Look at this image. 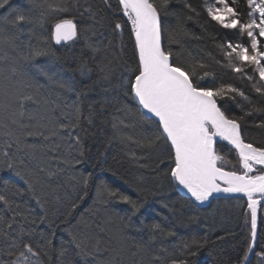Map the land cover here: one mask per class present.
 <instances>
[{"label": "snow or ice", "instance_id": "1", "mask_svg": "<svg viewBox=\"0 0 264 264\" xmlns=\"http://www.w3.org/2000/svg\"><path fill=\"white\" fill-rule=\"evenodd\" d=\"M246 2L248 20L243 22L229 0L206 4L205 11L223 29H238L240 36L246 35L250 41L248 45L231 40L218 44L227 61L222 66L247 81L253 80L245 70L251 67L264 85V51L259 47L264 38V0ZM27 4L25 10L11 0H0V9H7L6 15H0V173L10 172L25 185L21 188L0 181V264H52V241L37 231L34 210L21 198L34 199L46 213V204L56 213L63 208L61 214L68 223L88 196L93 174L81 172L77 166L93 159L88 141L98 132L105 141L103 150H96L94 166L103 167L114 143L135 145L143 154L130 151L128 155L137 167L167 177L177 192L183 190L200 205L215 199L216 194L243 193L250 237L235 264H252L251 255L257 264H264V245L255 251L258 208L264 199V146L246 142L241 132L243 117L228 114L229 101L240 104L238 98L250 103L246 116L264 109L251 105L239 87L216 85L215 73L187 51L186 39H200L186 27L197 14L192 4L188 0H116L115 8L111 0L95 5L88 0H27ZM174 4L180 8L172 7ZM129 24L134 68L123 59L127 47L123 35ZM22 25H31L30 32L37 27H50L51 31L38 43L29 40L23 44ZM117 36L119 44L114 42ZM78 40L92 53L91 64L81 58L78 72L90 79L95 71L96 83L102 88L103 98L87 104L84 98L91 85L78 89L74 81L57 80L34 63L41 57L60 59L52 48L53 41L67 46ZM118 61L122 68L119 74ZM209 76L213 78L211 86L202 83ZM252 87L264 96V87ZM67 93L75 98L66 99ZM137 113L142 119L136 118ZM105 116L107 119L101 118ZM258 127L264 128V123ZM217 138L236 152L239 171L235 165L233 170H225L230 162L217 148ZM137 181V191H148L142 188L143 174ZM95 194L93 207L79 214L76 224L66 229L69 243L83 264H190L188 256L198 255L207 243L206 238L192 236L165 244L166 238L177 233L159 221L144 222L141 210L147 204L146 197L133 199L105 180L95 185ZM113 202L129 205V212L109 215L105 206ZM161 203L175 215L169 203ZM138 215L147 239L129 245L127 233L135 227L132 218ZM38 219L40 224L48 223L47 214ZM116 220L120 227L110 237L115 246L104 247L100 233ZM94 229L99 232L94 234ZM67 253L62 245L57 252L61 264ZM102 253H107L103 259Z\"/></svg>", "mask_w": 264, "mask_h": 264}, {"label": "trees", "instance_id": "2", "mask_svg": "<svg viewBox=\"0 0 264 264\" xmlns=\"http://www.w3.org/2000/svg\"><path fill=\"white\" fill-rule=\"evenodd\" d=\"M83 2L84 0H81V3ZM88 2L94 5L101 4V0H88ZM188 2L197 10V14L193 17L192 21L186 23V27L190 33L195 37H200V39H186L185 47L187 51L191 52L195 60L206 63L209 66V70L215 73L216 85L223 83L239 87L249 96L251 105L264 109V96L256 93L252 87L253 84L264 87L259 82L258 74L253 73L251 67H246L247 74L252 75L253 80L247 81L246 79H241L240 74L232 72L226 66H222L226 65L227 61L222 55L220 48L217 47L218 44L226 40L248 45L250 43L248 37L246 35L241 37L238 29H223L216 21L211 20L205 11V5L216 4V0H188ZM111 3L113 8H115L116 0H111ZM229 3L241 13L242 22L248 20L249 8L246 0H236L235 4H232V0H229ZM13 5L25 10L28 8L27 0H13ZM172 7L179 9L180 5L174 4ZM6 14L7 9H0V15ZM21 27L20 41L23 44H27L29 40L33 44L38 43L42 37L49 36L51 31L50 27H37L31 32L29 31L32 27L31 25H22ZM129 36L130 24L127 25L123 35L127 46L123 59L127 60L128 64L134 68L136 57ZM119 41L120 38L118 36L114 38L116 44H119ZM173 47L175 50H178L177 45ZM52 48L60 59L53 60L52 58L41 57L34 63L44 68L50 74H53L57 80L74 81L78 89L85 88V85H91V90L87 91V96L84 98L86 104L102 99V88L96 83L98 76L95 71L90 79L81 77L78 72V64L81 58L89 61L90 64L92 58V53L84 46L83 40H78L75 44L68 42L67 46L64 43L56 45L53 41ZM249 51L251 52V49ZM217 61L220 63L218 64ZM116 70L118 74L122 71L119 61L116 64ZM38 78L42 83L46 82L45 77L39 76ZM202 83L211 86L213 78L209 76ZM64 95L66 99L75 98L74 94L71 93ZM238 99L240 100V104L229 101L230 111L228 114L243 117L241 131L247 142L253 143L254 146H264V128L258 127V125L264 123V112H253L252 115L246 116L244 113L249 110L250 103L249 101ZM241 104L243 107L240 106ZM133 107L135 108V105ZM109 111H112V109L110 108ZM101 118L107 119V116ZM136 118L142 119L139 113L136 114ZM96 127L99 129L98 121ZM106 127L110 126L106 125ZM104 141V135L99 134V132L94 139H90L88 147L91 148L93 159H89L77 166V169L81 172H92L93 179L89 185L87 198L79 205L73 216L68 218V223H64V216L61 214L64 212L63 208H61L60 213H56V209L51 204H46V213L45 209L41 208L34 199L27 196L21 198V200H27L28 206L34 210L33 218L37 220V231H42L45 238H50L52 241L50 246L52 264H61L57 252L62 245L68 249L63 264H83L82 258L76 255L74 246L69 243V233L66 229L76 224L79 214L86 213L89 208L93 207L96 195L95 185L100 180L107 181L114 188H118L131 195L133 199L146 197L147 204L141 210L144 222L159 221L165 228L174 230L177 233V236L166 238L165 244L176 243L180 237L190 238L195 236L198 239L206 238L207 243L205 247L199 250L198 255L188 256L190 264H235L237 257L245 245V241L250 237L249 210L247 202L243 198H217L207 207L198 206L191 198L181 192H177L173 187V183L167 177L154 176L150 170L137 167L128 155L130 151H135L138 156L143 154L142 150L137 149L135 145L125 147L114 143L106 154V163L103 167L94 166L96 150L98 148L103 150ZM225 146L226 144L220 143L217 145V148L230 162L226 169L233 170L232 165H235V170L239 171L240 164L236 152L234 150L229 151ZM143 162L141 161V163ZM140 174L145 176L142 188H147L148 191H137L136 189L138 183L137 177ZM0 181H10L21 188L25 187L23 181L7 171L0 173ZM74 196L75 194H73ZM161 201L169 203L173 207L175 215L169 209H164ZM105 207L109 215L119 214L123 216L130 210L129 205L116 202L110 203ZM45 214H47L48 223L40 224L38 218ZM102 217L103 211L101 213ZM163 217H168V219L164 220ZM132 219L135 227L128 230L127 235L130 239L127 242L129 245L147 239L148 235L147 230L141 227V215L135 216ZM119 227L120 222L116 220L107 226V230L104 233H100V236L104 240V247L115 246L116 241L110 239V237L118 232ZM96 232H99V230L94 229V234ZM260 245H264V202L260 208L257 251L261 250ZM105 255L107 253H102L100 258L103 259ZM252 264H257L255 256L252 259Z\"/></svg>", "mask_w": 264, "mask_h": 264}, {"label": "water", "instance_id": "3", "mask_svg": "<svg viewBox=\"0 0 264 264\" xmlns=\"http://www.w3.org/2000/svg\"><path fill=\"white\" fill-rule=\"evenodd\" d=\"M63 43V42H62ZM242 132V131H241ZM218 142H217V145L219 143H224L227 145V142H221L219 140V138H217ZM247 142V141H246ZM226 170V169H225ZM181 193L185 194V192L182 190ZM186 195V194H185ZM188 196V195H186ZM189 198H191L190 196H188ZM231 197H240V198H243L246 202H247V197L243 194V193H220V194H216V198H231ZM257 199H260L259 195L257 194L256 196ZM192 199V198H191ZM194 201V199H192ZM214 199L213 198H210L208 202H205L203 205H200L199 202H195L198 206H201V207H207L211 204V202L213 201ZM264 201V199H261L260 200V205H262V202ZM261 207V206H260ZM259 209L258 208V217H257V246H258V237H259ZM255 251H257V247L255 249ZM254 258V255H251L250 256V259L252 260Z\"/></svg>", "mask_w": 264, "mask_h": 264}, {"label": "rangeland", "instance_id": "4", "mask_svg": "<svg viewBox=\"0 0 264 264\" xmlns=\"http://www.w3.org/2000/svg\"><path fill=\"white\" fill-rule=\"evenodd\" d=\"M20 1H23V0H20ZM11 2H12V4H13V0H11ZM217 6H219V5H217ZM259 47H260V49H261L262 51H264V38L261 39ZM226 170H227V169H226ZM252 174H254V173H252Z\"/></svg>", "mask_w": 264, "mask_h": 264}, {"label": "bare ground", "instance_id": "5", "mask_svg": "<svg viewBox=\"0 0 264 264\" xmlns=\"http://www.w3.org/2000/svg\"><path fill=\"white\" fill-rule=\"evenodd\" d=\"M220 144V143H219ZM255 174V173H254ZM264 202V201H263ZM262 202V203H263ZM261 208V207H260ZM259 220H260V209H259ZM258 241H259V237H258Z\"/></svg>", "mask_w": 264, "mask_h": 264}]
</instances>
